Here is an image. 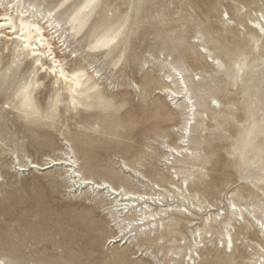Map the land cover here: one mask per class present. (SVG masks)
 I'll return each instance as SVG.
<instances>
[{
	"label": "snow or ice",
	"instance_id": "1",
	"mask_svg": "<svg viewBox=\"0 0 264 264\" xmlns=\"http://www.w3.org/2000/svg\"><path fill=\"white\" fill-rule=\"evenodd\" d=\"M150 7L157 15L144 20ZM161 7L147 0L131 5L113 0H8L3 5L0 189L15 188L18 177L28 171L47 173L52 188L67 189L64 194L69 196L79 189L90 200L85 210L100 227L87 251L54 236L42 248L19 228L6 229L0 236V264H264V174L256 180L246 171L264 170V146L257 149L255 143L257 135L264 136V118L257 121L253 114L246 128L245 148L257 156L250 162L240 154L239 179L228 170L239 144L229 146L225 123L214 118L211 137L201 139L211 113H223L227 106L223 120L231 119L226 97L245 85L250 60L260 58L264 76V0L210 3L207 24L196 3L184 4L182 9L193 11L181 12L183 28L178 18L173 23L174 3L164 4L163 13ZM165 95L170 104H154ZM86 109L99 119L88 120ZM125 114L126 129L166 118L180 123L175 129L180 135L153 129L137 151H117L115 167L101 170L92 163L86 143L102 131L100 120ZM38 128L50 133L51 143L33 135ZM161 135L171 140L161 141ZM28 144L35 154L27 150ZM177 160L184 166L178 167ZM133 170L148 178L146 189L151 184L152 191L125 199L147 204L151 198L157 214L141 218L132 214L135 206L121 212L114 204L130 191L122 177ZM153 170L163 175V182ZM162 189L170 195H161ZM191 192L197 193L195 199L185 195ZM178 220L192 223L177 226ZM241 247L249 249L251 259H231ZM209 252L216 258H202Z\"/></svg>",
	"mask_w": 264,
	"mask_h": 264
},
{
	"label": "rangeland",
	"instance_id": "2",
	"mask_svg": "<svg viewBox=\"0 0 264 264\" xmlns=\"http://www.w3.org/2000/svg\"><path fill=\"white\" fill-rule=\"evenodd\" d=\"M113 2L124 5L127 3V0H113ZM147 2L150 5L159 3L162 6L160 8L161 13L167 11L163 7L164 4L171 6L174 3L177 7L175 11L171 12L174 18L173 23L178 18L181 21L179 26L183 28L184 17L181 16V12H192L193 9L190 7L187 10L182 9V5L190 2L196 3L199 13L205 18L204 21H208L210 9L206 6L213 2H219V0H147ZM225 2L231 3L233 0H225ZM246 2H256L258 4L259 0H246ZM156 15L157 10L154 7H150L146 10L143 19L147 20L149 17ZM230 96V100L233 103L232 108L235 111L233 113L235 119L236 116L243 112L246 103L245 100L243 101V97H235L230 94L226 97V100ZM163 103H169L166 96L163 97V100L157 99L154 101L156 105H162ZM85 114L88 120L94 121L99 119V115L95 117L89 115L87 109L85 110ZM127 119L128 114H125L123 118L106 117L100 120L102 131L94 139L87 141L86 147L89 151L91 161L101 167V170L107 168L109 165L115 167L117 151H122L124 155H129L137 151L143 139L153 129L158 128L161 133L171 132L173 127L180 125V123L172 124L170 120L161 118L140 129H126L123 125L127 122ZM243 124L245 123H240L236 120V126ZM92 127L95 128L96 124L93 123ZM205 132V130L201 131V139L205 135ZM227 133L228 137L232 136L229 142L237 143L241 138L238 129H228ZM33 135L37 139L47 140L49 143L52 142L50 133L45 129L38 128ZM172 135H174L173 132ZM163 138L171 140V136L161 135L160 139L162 140ZM152 139H155V136H152ZM117 140L119 141L118 143L115 142ZM195 147L196 141H193L192 148ZM27 150L35 154L32 144L27 145ZM57 150L59 151V149ZM238 166V161L235 159L234 164L228 170L234 172L239 179L242 169ZM59 171H63V169H59ZM246 171L251 178L256 180H258L260 175L264 174V170L258 167H249ZM47 175V173L37 171L26 172L22 177H18L15 188H9L8 190L0 189V236L6 234V229L15 227L19 228L25 237L31 236L42 248L49 244L50 238L54 236L67 245L83 248L87 251L91 244L94 243L92 236L100 227L98 219L91 218V213L86 212L85 205L89 204L87 201L77 196L65 195L64 193L67 192V189L60 191L52 188L46 179ZM152 175L154 176L153 172ZM124 178L125 176L122 177L123 180ZM124 184H127L129 187L128 183L124 182ZM246 187H251V185L246 184ZM243 199H246V197H243ZM24 251H27V249H24ZM207 254L209 259L216 258L210 252ZM236 260L240 261L238 259Z\"/></svg>",
	"mask_w": 264,
	"mask_h": 264
},
{
	"label": "bare ground",
	"instance_id": "3",
	"mask_svg": "<svg viewBox=\"0 0 264 264\" xmlns=\"http://www.w3.org/2000/svg\"><path fill=\"white\" fill-rule=\"evenodd\" d=\"M22 3L27 4L29 2V0H21ZM8 0H0V15H3V5L7 4ZM133 3V0H127V4L131 5ZM129 11H131V9H129ZM15 15V13H13ZM131 21L133 24H135L137 22V15L134 14L131 17ZM206 24L208 23V21H204ZM221 31H223V29L221 28ZM259 57H257L254 60H250L249 64L245 67V85H243L239 91H236L235 89H233V94H230L232 96L235 97H240V98H244L243 101L245 100V105L243 108V112L241 114H239L238 116L235 117V119L237 121H239L240 123H245L243 125L240 126H236V120L234 119L233 113L235 111H233V108H231V119L228 120H223V117L225 115H227L229 113V108L226 106L223 110V113H211L209 115V119L207 121L208 124V128L205 132V134H207L209 137H211V129L215 127V125L213 124V119L214 118H219L221 122H224L226 125V131L229 130H233V129H238L240 131L241 134V138L240 140L237 142L239 144V153L237 154L236 158L238 161V165L241 164V156L240 154H244L246 155L247 159L251 162L253 160L256 159L257 156V152L252 150V149H246L245 148V144L244 141L246 140V128L250 126L251 123V117L254 114L256 117V120L259 121L261 118H264V92H262V89H264V76H262L260 74L259 68ZM163 95V93H162ZM166 96V95H165ZM166 99L168 100L167 96ZM231 96L229 97V99H227V104H231L233 106V103L231 102ZM171 102L169 101V104ZM189 115H191V113H189ZM204 113L200 112L198 113V116H203ZM180 127V125L175 126L171 129V132H173V134L177 137H179V133L175 131V129H178ZM228 127V128H227ZM232 136L228 137V140H231ZM161 141L167 142L168 140L163 138ZM178 143V140L175 142ZM233 142H230V145ZM255 143L257 146V149H259V147L264 146V136L261 135H257L255 138ZM170 147L174 146V144H170ZM192 149L190 148L189 151H191ZM177 166L181 167L184 166L182 164V161L177 160ZM192 167L195 168L196 164L193 163ZM241 169V168H240ZM31 172V171H28ZM154 173V177L156 179H161V181H164V177L160 172H157L155 170H153ZM25 174V173H24ZM175 177H173L174 179ZM147 177H144L143 174H141L139 177L135 174V170H133V174L131 176H125L124 178V182L128 183L129 187L127 186V184H124L127 186V188L130 191H126L124 193V196H118L117 200L114 201V204L118 203V207L121 210V212H123V210L125 208H132L133 206H135L136 211L134 213H132L133 215H139L141 218L148 216L150 217L151 215H155L157 214L154 211V206H153V201L151 198H149L147 204H144L143 201H136V200H126L125 198L128 196H134V197H138V196H142V195H146L148 193H151L152 191V185H147V189H146V184L145 181L147 180ZM155 183V180H153L152 184ZM181 185H183V182H181ZM170 187H172L170 185ZM170 195V193L168 192V189H162L161 190V195ZM89 195L88 193H85V196ZM94 198L100 199L102 197H95V194H92ZM187 195H191V197L193 199H195L197 193L196 192H191V193H186ZM77 197H79L80 199H84L85 201H87V203H90L89 199L83 198L79 192V189H77V194L75 195ZM243 199V197H242ZM177 202H179V198L177 199ZM205 202L204 198L201 194V203ZM257 203H259V201H257ZM170 207H175V203L170 202L169 203ZM189 206L192 207L191 202H189ZM251 207V206H250ZM156 208H159V204L156 205ZM197 213H198V209H197ZM177 215H181L180 213H177ZM159 223V221H157ZM192 221L188 220V221H176V225L180 226L181 224H184V226L186 227L187 224H191ZM191 234L189 233V236ZM245 239H247V237H245ZM237 240L239 241V237L237 238ZM225 251H227V248L225 247ZM234 251L237 253L235 256L231 257V259L233 260H240V261H245L248 259H251V255L249 254V249L246 247H241L238 249H234ZM207 255V256H206ZM202 258H208V254L206 253L204 257Z\"/></svg>",
	"mask_w": 264,
	"mask_h": 264
}]
</instances>
